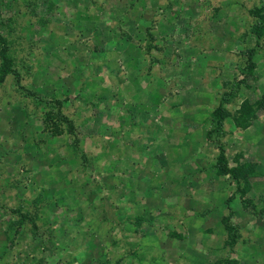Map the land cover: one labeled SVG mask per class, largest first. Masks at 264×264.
Returning a JSON list of instances; mask_svg holds the SVG:
<instances>
[{
  "label": "rangeland",
  "instance_id": "rangeland-1",
  "mask_svg": "<svg viewBox=\"0 0 264 264\" xmlns=\"http://www.w3.org/2000/svg\"><path fill=\"white\" fill-rule=\"evenodd\" d=\"M254 8L0 0V264H264Z\"/></svg>",
  "mask_w": 264,
  "mask_h": 264
},
{
  "label": "trees",
  "instance_id": "trees-1",
  "mask_svg": "<svg viewBox=\"0 0 264 264\" xmlns=\"http://www.w3.org/2000/svg\"><path fill=\"white\" fill-rule=\"evenodd\" d=\"M254 12L261 18L260 19V23L259 25H257V27H255L253 30H255V32L258 34L260 33L259 31H257V28L260 29L262 26L264 27V13L259 9V8H254L253 9ZM262 30V29H261ZM0 83L3 82L5 76L7 74H9L12 71V67H11V61L8 58V56L6 55V46H5V40L4 38L0 37ZM45 102V101H44ZM216 111H218L220 117H222L224 110L223 108H221L219 105L216 107ZM42 121L44 124H46L47 122H52V114L48 111L44 112L42 114ZM217 117L216 115H214V120L216 121ZM221 159V158H220ZM228 172V171H227ZM233 233V232H232ZM232 233H230L232 235ZM234 234V233H233ZM230 243H233L232 240ZM229 245V244H228ZM224 261V260H223ZM226 264H234V259L233 258H229L228 260H225Z\"/></svg>",
  "mask_w": 264,
  "mask_h": 264
}]
</instances>
